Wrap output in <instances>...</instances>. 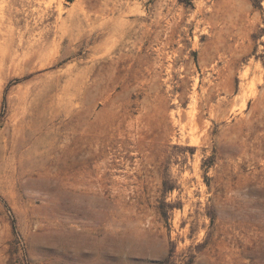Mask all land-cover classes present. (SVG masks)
I'll use <instances>...</instances> for the list:
<instances>
[{
  "label": "rangeland",
  "instance_id": "1",
  "mask_svg": "<svg viewBox=\"0 0 264 264\" xmlns=\"http://www.w3.org/2000/svg\"><path fill=\"white\" fill-rule=\"evenodd\" d=\"M0 264H264V0H0Z\"/></svg>",
  "mask_w": 264,
  "mask_h": 264
}]
</instances>
